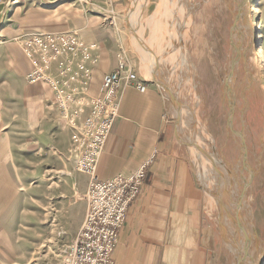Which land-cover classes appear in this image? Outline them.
Returning <instances> with one entry per match:
<instances>
[{
  "label": "rangeland",
  "instance_id": "rangeland-1",
  "mask_svg": "<svg viewBox=\"0 0 264 264\" xmlns=\"http://www.w3.org/2000/svg\"><path fill=\"white\" fill-rule=\"evenodd\" d=\"M254 1L128 0L114 7L111 0H0V264H69L85 225L91 175L78 167L75 136L89 100L101 91H95L100 46L82 36L88 25L112 28L133 55L123 53L118 62L129 60L146 86L162 81L172 90L164 93L178 141L189 151L204 224L214 228L208 263L264 264V0H256L260 13L252 28ZM257 29L263 56L252 43ZM63 31L98 45L95 60L86 62L91 81L86 93L80 90L77 114V106L59 110L46 83L28 76L35 65L24 40ZM71 58L76 64L82 55ZM79 172L89 175L83 193ZM82 199L86 216L73 232L68 214Z\"/></svg>",
  "mask_w": 264,
  "mask_h": 264
},
{
  "label": "crops",
  "instance_id": "crops-1",
  "mask_svg": "<svg viewBox=\"0 0 264 264\" xmlns=\"http://www.w3.org/2000/svg\"><path fill=\"white\" fill-rule=\"evenodd\" d=\"M111 1L114 7H124L128 0ZM138 35L135 32V43L140 46ZM82 36L100 46L97 92L104 73L115 68L123 53L132 59V51L107 26H85ZM161 83L147 81L143 90L132 85L124 89L120 114L98 162L100 177L109 178L129 173L150 160L145 185L130 203L114 255L119 264H209L206 253L215 247L210 240L215 237L214 228L204 224L189 151L178 141L177 124L169 111L165 84ZM76 180L79 191L85 192L89 175L79 172ZM86 212L84 199L70 209L68 221L73 232L81 226Z\"/></svg>",
  "mask_w": 264,
  "mask_h": 264
},
{
  "label": "built area",
  "instance_id": "built-area-1",
  "mask_svg": "<svg viewBox=\"0 0 264 264\" xmlns=\"http://www.w3.org/2000/svg\"><path fill=\"white\" fill-rule=\"evenodd\" d=\"M24 44L26 55L35 65L28 73L29 78L46 83L63 113L73 106H77L75 114L82 110L78 103L80 90L86 93L91 81L86 62L95 60L93 50L98 45L82 42L75 31L36 33L25 39ZM79 52L82 59L73 64L71 57ZM129 85L143 90L146 79L138 76L129 60L121 59L114 70L103 75L100 93L93 96L89 104L85 103L89 105L88 114L75 139L79 149L78 167L91 175L87 195L89 211L84 227L73 240L69 264H115L111 252L128 206L144 183L148 161L130 173H119L104 180H99L96 173L99 156L119 113L120 89Z\"/></svg>",
  "mask_w": 264,
  "mask_h": 264
},
{
  "label": "bare ground",
  "instance_id": "bare-ground-1",
  "mask_svg": "<svg viewBox=\"0 0 264 264\" xmlns=\"http://www.w3.org/2000/svg\"><path fill=\"white\" fill-rule=\"evenodd\" d=\"M251 18H252V24L251 27H256L258 24V15L260 13V9H259V2H257L256 0L253 2L252 6H251ZM250 26V25H249ZM256 41V42H253ZM87 41V40H86ZM252 43H253V47L255 49V52L257 55L259 56H263V48H262V39H261V31L259 29L256 30V34L253 36L252 38ZM186 118V117H185ZM183 119V118H182ZM189 121V120H188ZM187 121V122H188ZM192 121V120H191ZM194 137V135H192ZM196 137V136H195ZM198 141V140H197ZM200 142V141H199ZM201 143V142H200ZM200 150V149H199ZM199 152V151H198ZM200 156V155H199ZM202 166V165H201ZM202 175V174H201ZM212 195V194H211ZM219 198V197H218ZM232 235V234H231ZM237 246V245H236Z\"/></svg>",
  "mask_w": 264,
  "mask_h": 264
},
{
  "label": "water",
  "instance_id": "water-1",
  "mask_svg": "<svg viewBox=\"0 0 264 264\" xmlns=\"http://www.w3.org/2000/svg\"><path fill=\"white\" fill-rule=\"evenodd\" d=\"M165 90H166V92L168 93V95H170V96H172V90H170L169 88H168V86H166L165 85Z\"/></svg>",
  "mask_w": 264,
  "mask_h": 264
}]
</instances>
